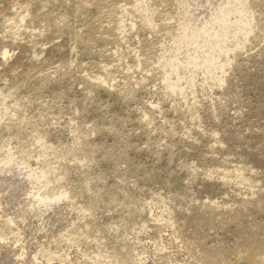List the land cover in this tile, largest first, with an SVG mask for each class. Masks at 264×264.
<instances>
[{
  "label": "rangeland",
  "instance_id": "374dc122",
  "mask_svg": "<svg viewBox=\"0 0 264 264\" xmlns=\"http://www.w3.org/2000/svg\"><path fill=\"white\" fill-rule=\"evenodd\" d=\"M0 264H264V0H0Z\"/></svg>",
  "mask_w": 264,
  "mask_h": 264
}]
</instances>
